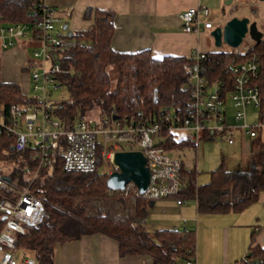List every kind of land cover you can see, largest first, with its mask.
Instances as JSON below:
<instances>
[{
	"label": "trees",
	"instance_id": "1",
	"mask_svg": "<svg viewBox=\"0 0 264 264\" xmlns=\"http://www.w3.org/2000/svg\"><path fill=\"white\" fill-rule=\"evenodd\" d=\"M37 1L0 0V24L30 23L28 14ZM83 18L92 19V23L72 33L69 38L77 45L66 48L59 60L61 73L56 80L65 87L68 98L54 108L55 118L69 128L78 121H91L88 116L92 112L104 118L150 122L158 121L162 113L185 112L190 100L183 89V67L195 64L190 56L156 59L149 49L115 52L110 46L114 13L86 9ZM261 32L264 34V25ZM205 55L200 62L207 68L204 75L212 82L223 83H230L233 66L255 59L258 71L253 83L259 90V112L264 113V39L252 43L246 51L228 49ZM29 103L17 84L0 80L2 116H11ZM261 130L258 128L256 137L250 139L248 160L236 170H229L222 157L219 167L209 173L208 183L197 185L195 168H182L186 184L178 197L194 200L197 214L204 216L238 214L258 202L264 194ZM161 135L165 139L161 146L167 150L195 151L197 147ZM100 150L101 146L94 173L67 174L62 171L60 159L52 169H38L37 163L28 159L29 149L15 150L14 139L0 134V179L8 183L16 179L10 184L12 188H28L44 206L42 223L18 236V252H28L35 264H54L57 244L100 234L117 242L121 257L148 256L150 264H186L192 260L195 230L147 231L145 218L151 202L133 191L126 194L108 190V176L99 173L104 166ZM11 196L10 191H0V200ZM2 225L0 213V230ZM235 264H264V248L256 244V232L250 237L246 254Z\"/></svg>",
	"mask_w": 264,
	"mask_h": 264
},
{
	"label": "built area",
	"instance_id": "2",
	"mask_svg": "<svg viewBox=\"0 0 264 264\" xmlns=\"http://www.w3.org/2000/svg\"><path fill=\"white\" fill-rule=\"evenodd\" d=\"M210 10L206 7H190L179 13L182 30L186 34H198L212 30ZM28 16L30 23L0 24V49L6 50L19 42L35 45L27 63L32 83L26 96L30 103L4 117L0 113V134L14 139L17 151L29 149L28 159L39 168L52 169L57 159L62 171L67 174H91L97 170L98 148L109 176L113 155L120 151H138L146 160L150 173L148 188L139 195L133 184H128L124 193L133 191L148 201L173 198L177 206L186 204L178 195L185 187L182 168H187L178 158H172L161 144L165 138L175 142H188L198 146L200 141L222 139L231 146L236 135L249 140L264 127V113H260L259 90L254 85L257 78L255 59L235 65L231 69V81H210L204 75L207 68L200 64L206 59L203 52L191 54L195 64L183 67L186 76L184 91L189 103L180 114L162 113L158 121L112 120L98 116L97 120L78 121L66 128L55 118L54 108L63 100L53 97V91L62 85L56 80L61 73L59 60L63 51L76 46L63 29L56 8L47 0L37 1ZM253 42L246 35L237 51H246ZM229 49V48H228ZM249 109L255 110V124L248 122ZM119 145L127 150L115 151ZM197 148V147H196ZM196 150V149H195ZM196 152V151H195ZM27 172H30L27 169ZM36 174V173H35ZM34 174V176H35ZM0 179V191L12 193L11 198L0 200L3 225L0 230V264H35L32 257L19 255L17 239L30 228L42 223L44 206L28 188L14 189L11 183ZM264 207V200L261 202ZM186 230V221H182ZM255 232L258 228L254 229ZM186 264H195L189 260Z\"/></svg>",
	"mask_w": 264,
	"mask_h": 264
},
{
	"label": "crops",
	"instance_id": "3",
	"mask_svg": "<svg viewBox=\"0 0 264 264\" xmlns=\"http://www.w3.org/2000/svg\"><path fill=\"white\" fill-rule=\"evenodd\" d=\"M47 2L56 8L62 26L67 25V30H69L67 21L71 22L70 31L72 33L85 30L92 23V19L85 20L83 18L86 9L112 11L114 13V34L110 46L113 51L118 53H137L149 49L152 57L160 59L164 56L188 58L195 52L211 53L222 50L213 44L210 36L213 29L201 30L198 34H186L182 30L178 18L179 13L190 7H202L201 0H47ZM212 22L213 28L224 23L223 19L217 23L213 20ZM67 30L65 31L67 32ZM23 53L19 46H13L6 50L0 49V80L3 83L14 84L19 81L20 84L17 85L21 92L27 95L20 77L17 79L20 70L21 73L25 71L30 79L27 63L31 58L25 60ZM251 110L249 109V112ZM254 120L257 118L255 117ZM263 130L264 127L259 134L262 142H264ZM250 141L246 136L236 135L234 144L229 146L231 153L238 155L237 158H234V165L229 163L233 166L232 169H238L248 160L251 151ZM262 200H264V194L261 195L258 202L247 208L253 207V210H249L247 218L243 216L241 223L238 220L232 223V220H226L228 219L226 217L246 215L244 211L247 209L238 214L204 216L198 215L196 208L194 214L192 210L185 209L186 205L177 206L175 202L176 207L170 213L167 212L168 208L164 207L167 202L162 200L163 204L160 207L162 211L156 216L151 228L153 231L180 230L183 227L181 218L185 216L191 218L189 220L185 218L186 228L193 229V221L197 226L199 219L201 226L204 227H200V229L196 227L195 231V249L192 257L195 264H214L215 261H212L213 248L214 245L218 247L219 243L224 245L223 264H228L231 260L237 262L246 254L250 237L255 232V228H258L256 244L264 248V216L260 212L261 207L264 209L261 204ZM202 217L214 219L211 220L214 222H207ZM235 223L237 224L233 225ZM239 241L241 245L238 251L229 250L231 244L234 246ZM230 255L232 256L231 260L229 259ZM53 260L54 264L151 263L148 256L121 257L117 242L100 234L57 244Z\"/></svg>",
	"mask_w": 264,
	"mask_h": 264
},
{
	"label": "rangeland",
	"instance_id": "4",
	"mask_svg": "<svg viewBox=\"0 0 264 264\" xmlns=\"http://www.w3.org/2000/svg\"><path fill=\"white\" fill-rule=\"evenodd\" d=\"M226 0H201L200 5L202 7H206L207 9L210 10L211 12V17L210 19L213 20L215 23L218 21L220 22L221 19H223V22L235 17V18H248L251 22H256L258 30L261 31V26L264 25V2H259L258 0H232L230 5L226 6L225 5ZM66 22V20H64ZM69 25V30L71 27V22L67 21ZM220 24V23H218ZM214 29V28H213ZM18 44V45H17ZM15 45L19 46L23 50V55L25 56V60L30 59L32 56V52L35 49V45L29 43V42H19ZM222 50H228L226 46H223L221 48ZM2 52V51H1ZM20 77L21 83L24 85V88L26 89V94H29L31 92V81L29 79V76L27 73L22 72L20 70V73H18L17 79ZM17 84H20L18 81ZM53 97L57 99H62V100H67L68 95L65 87H60L58 90L53 91ZM253 112H255L253 114ZM252 110L249 112L248 117V122L250 124H255L256 120L255 117H257L256 111ZM252 113V114H250ZM99 116L98 112H92L90 116H88L89 119L91 120H97ZM264 133V130H263ZM128 148L125 147L124 145H119L118 147L115 148V151H120V150H127ZM196 151V152H195ZM191 150V149H184L180 151H171L169 153V156L172 158H178V160L182 161L185 166L188 168H195L197 171V178H196V183L197 185H204L208 183L209 181V173L217 169L220 165L221 158L224 157L227 167L229 170H232L233 166L230 164L235 163V157L237 158L238 155L231 153L230 147L223 142L222 139H216L215 141H200L197 150ZM230 163V164H229ZM230 165V166H228ZM110 174L117 171L116 169L114 170L112 167L110 168ZM106 172L105 166L99 169V173ZM109 174V175H110ZM164 200V202H167L164 207L168 208L167 212H172L175 209V200L173 198H164V199H158V200H153L151 201L150 205L148 206L147 209V214H146V221H145V228L147 231L152 232L153 229L151 228V224H153V221L156 219V216L159 215L162 211L160 208L163 203L161 201ZM152 204V205H151ZM186 207L185 209H189V211L192 210V212L195 214V208H196V203L194 200H186ZM165 208V209H166ZM257 208V207H256ZM249 210H253V207L250 209H247L244 211L246 215H234L232 217H226L228 219L226 220H232V223H234L236 220H238L240 223L243 220V216L247 218V214H249ZM261 215L264 216V209L261 207L260 209ZM191 219L188 217L181 218L182 220L186 219ZM199 218V217H198ZM204 220L207 222H214L211 220L214 219H206V217H202ZM193 219V218H192ZM219 220V219H215ZM230 222V221H229ZM237 223L233 224L236 225ZM211 225V223H210ZM197 229H200L201 223L197 222V226L195 225V222L193 221V229L196 231ZM156 229V228H155ZM241 232V231H239ZM233 244L230 245L229 250L234 249L235 251L239 250V247L241 245L240 241L235 243L234 246ZM214 253L212 256V261H215L214 264H223V254H224V245L219 243V246L216 247L214 245ZM24 255L27 257H31V255L28 252L24 253H19L18 256ZM230 254V253H229ZM229 259H232V256L230 255ZM241 259V258H240ZM239 259V260H240ZM238 260V261H239ZM233 260L228 262V264H235ZM178 264H183V263H178Z\"/></svg>",
	"mask_w": 264,
	"mask_h": 264
},
{
	"label": "water",
	"instance_id": "5",
	"mask_svg": "<svg viewBox=\"0 0 264 264\" xmlns=\"http://www.w3.org/2000/svg\"><path fill=\"white\" fill-rule=\"evenodd\" d=\"M232 0H226L225 5H230ZM264 2V0H258ZM264 17V13H263ZM67 30V25L63 26ZM67 36L70 37L72 32L67 30ZM258 44L264 39V34L258 30L256 22H251L248 18H231L222 25L217 26L210 32L213 44L216 48L221 49L226 46L229 49L237 50L246 37ZM116 116L112 120H117ZM112 164L116 167L115 172L107 178V188L110 191H124L128 184H133L139 195H143L148 188L150 173L146 167L145 157L138 151H120L115 152ZM8 182V180H5Z\"/></svg>",
	"mask_w": 264,
	"mask_h": 264
}]
</instances>
